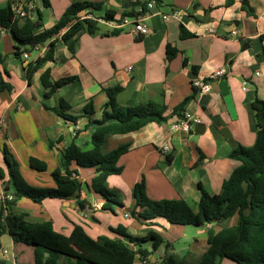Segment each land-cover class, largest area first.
<instances>
[{"label":"crops","instance_id":"1","mask_svg":"<svg viewBox=\"0 0 264 264\" xmlns=\"http://www.w3.org/2000/svg\"><path fill=\"white\" fill-rule=\"evenodd\" d=\"M30 1L43 18L42 26L34 32L37 35L56 26L68 7L77 2L100 6L98 11L80 13V17L104 19L112 11L119 20L141 14L150 32L137 37L132 21L124 26L113 21L101 23L95 35L81 33L71 39L65 28L53 40L54 61L32 71L46 55L49 43L40 51L22 48L28 58L24 54L18 58V42L11 33L0 29V79L11 86L9 92L0 90V115L5 121V137L0 143V171L4 174L0 180V212L5 201L14 200L15 196L3 149L14 156L29 186L55 189L54 174L62 171L64 151L71 144L83 151L92 149L96 127L86 126L102 118L108 103L106 90L117 87L123 90L117 96L120 107L155 103L163 107L166 117L162 123L107 140L106 152L121 145L130 147L118 163L123 168L121 175L111 176L106 182L107 189L123 207L114 205L111 211L104 210L105 201L91 190L95 169L73 165L72 170L83 184L78 196L69 200L47 199L42 204L22 199L14 213L24 215L33 224L51 222L54 230L65 236H70L75 226H81L96 241L116 240L121 237L114 230L121 227L128 236L140 239L151 231L131 215L136 206L134 187L143 180L150 200H183L195 213L202 190L220 194L223 183L238 167L230 159L231 152L239 146L252 148L257 141L253 103H264V0ZM12 2L18 3L0 0V9L12 6ZM149 3H154L152 9ZM174 12L182 13L180 20H163V16ZM17 23L22 27L26 20L18 19ZM118 30L120 34L113 35ZM184 34L190 37L184 39ZM72 44L74 52L70 49ZM168 47L176 52L168 56ZM220 69L226 71V76L214 78ZM47 71L53 81L75 80L47 97L48 91L41 82ZM196 77L211 83L209 94H198L192 87ZM244 81L248 82L247 92L243 91ZM61 100L70 106L66 114L76 122L61 116ZM90 105L92 116L86 112ZM184 113L199 118L201 123L189 133L172 131L171 126ZM199 125L203 127L197 128ZM163 146H169L171 153L164 154ZM32 160L44 164L46 169H33ZM239 222L235 216L219 225L192 227L198 239L193 245L177 249L171 235L184 234L191 226L170 225L165 219H158L152 230L171 247L162 246L155 251L152 243L144 246L151 253L152 264H162L166 259L176 264H198L208 250V231L238 226ZM3 251L8 254L3 255ZM46 260L45 257L43 262ZM0 264H36L35 248L16 243L9 233H4L0 236ZM134 264L148 263L136 258ZM220 264L235 263L225 259Z\"/></svg>","mask_w":264,"mask_h":264},{"label":"trees","instance_id":"2","mask_svg":"<svg viewBox=\"0 0 264 264\" xmlns=\"http://www.w3.org/2000/svg\"><path fill=\"white\" fill-rule=\"evenodd\" d=\"M21 1V0H17ZM157 1L158 0H154ZM13 4V2H12ZM45 5L49 3L45 1ZM100 6L88 2L71 4L59 22L52 29L41 34L35 30L43 23L42 15L38 12L26 20L20 27L12 6L0 9V29L11 33L18 42L15 55L20 58L25 54L22 48L34 50L36 46L49 43L46 55L39 59L32 69H39L46 62L54 61L55 42L61 31L68 28V36L74 39L81 33L95 35L103 22H117L121 25L124 18L115 19L116 13L107 12L104 19L91 16L80 17L79 14L92 9L98 11ZM133 17V16H132ZM120 34L114 31L113 35ZM190 36L184 34L183 38ZM74 52L73 44L70 46ZM176 50L168 47L170 56ZM264 54V48H263ZM75 79L67 78L53 81L51 73L47 71L41 77L43 88L48 91L47 97L53 95ZM0 90L11 91V86L0 79ZM122 88L106 90L108 103L102 118L90 121L86 129L95 126L92 137V149L83 151L71 144L62 156V171L54 174L55 189H38L29 186L24 180L20 167L14 156L7 148L3 149L4 161L8 175L15 189L14 200L5 201L4 209L0 212V236L9 233L14 242L35 248L36 264H134L140 258L148 264L151 253L144 246L152 243L154 250L171 245L154 230L158 219H165L170 225L204 227L206 225L221 224L223 221L238 216V226L221 228L219 231H208V250L198 264H220L229 260L235 264H264V103L256 100L253 109L256 111L258 135L256 144L252 148L239 146L235 148L230 159L238 163L230 177L223 183L222 191L218 195H211L202 190L198 203V212L183 200L152 201L146 193L145 181L136 184L133 197L136 206L131 215L142 225L149 228L150 233L144 238H133L127 235L123 228L114 232L121 238L112 240L103 238L92 239L81 226H75L70 236L57 233L51 222L33 224L26 221L24 215L14 213L13 209L22 199H29L36 204H42L47 199L69 200L78 196L83 184L72 170L73 165L80 168L95 169V177L91 183V190L104 201V210H112L114 205L123 207L117 196L107 189L106 182L111 176L121 175L123 168L118 166L120 158L130 151L129 145H121L113 151L106 152L107 140L115 136L128 135L141 130L152 123L166 121L165 110L155 103L122 108L117 104V96ZM187 99L185 103H187ZM61 116L76 122V119L67 115L70 106L60 101ZM89 116L93 115L92 106L86 108ZM169 162L171 158L168 159ZM33 169L44 171L46 166L36 160L31 161ZM4 174L0 171V180ZM4 219V220H3ZM46 262H43L44 258ZM64 261V263H63ZM162 264H176L172 259H166Z\"/></svg>","mask_w":264,"mask_h":264},{"label":"built area","instance_id":"3","mask_svg":"<svg viewBox=\"0 0 264 264\" xmlns=\"http://www.w3.org/2000/svg\"><path fill=\"white\" fill-rule=\"evenodd\" d=\"M130 1H134V0H130ZM149 9H152L154 7V3H149L148 4ZM12 10L17 18V20H27L28 18H30V16H32L33 14L36 13V7L33 4V2H31L30 0H21L18 1V3H13L12 4ZM176 18V19H181L182 17V13L181 12H174L172 15L169 16H163V20L168 21L170 18ZM133 22L134 25V29H133V34L137 37L140 36H146L149 34L150 30L148 28V26L144 23V19L143 16L137 15L136 17H134L133 19H130L129 17L124 18L121 26L130 24V22ZM212 34H215L214 30H210ZM4 31L1 32V34H3ZM264 43V40H263ZM43 46L38 45L35 47L34 50H42ZM25 58H28L27 54H24ZM132 68H129V70H131ZM226 76V71L224 69H220L218 71H216L213 74L214 78H222ZM192 87L196 90V92L198 94L201 95H205V94H209L212 90V86L211 83L209 81H203L200 78L196 77L193 81H192ZM243 87V91L247 92L248 91V82L244 81L242 84ZM4 118L0 115V143L4 140L5 137V131H4ZM201 120L195 116H193L192 114L189 113H184L183 115H181L180 117H178L177 121L175 124H173L171 126L172 131H183L185 133H189L192 131L193 127L200 124ZM162 152L164 154H170L171 153V149L169 148V146H163L162 147ZM127 217H129V215H126ZM3 255H7L8 252L7 251H3L2 252Z\"/></svg>","mask_w":264,"mask_h":264},{"label":"rangeland","instance_id":"4","mask_svg":"<svg viewBox=\"0 0 264 264\" xmlns=\"http://www.w3.org/2000/svg\"><path fill=\"white\" fill-rule=\"evenodd\" d=\"M172 239H175L176 241V248L179 249L181 247H186L189 245H193L195 239H198V236L196 235V231L190 227L189 231L183 234V232L180 233V235L172 236Z\"/></svg>","mask_w":264,"mask_h":264},{"label":"water","instance_id":"5","mask_svg":"<svg viewBox=\"0 0 264 264\" xmlns=\"http://www.w3.org/2000/svg\"><path fill=\"white\" fill-rule=\"evenodd\" d=\"M244 6H245L246 8H249V6H248L247 3H245ZM202 127H203L202 125H199L197 128H202ZM5 191L8 192V191H9V188H6Z\"/></svg>","mask_w":264,"mask_h":264}]
</instances>
